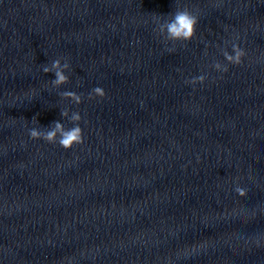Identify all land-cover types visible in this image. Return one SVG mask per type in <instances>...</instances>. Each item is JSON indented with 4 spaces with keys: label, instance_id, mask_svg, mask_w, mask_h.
I'll return each instance as SVG.
<instances>
[{
    "label": "clouds",
    "instance_id": "clouds-1",
    "mask_svg": "<svg viewBox=\"0 0 264 264\" xmlns=\"http://www.w3.org/2000/svg\"><path fill=\"white\" fill-rule=\"evenodd\" d=\"M198 24V18L187 8L177 9V11L172 15L170 20H166L162 26V31L164 32V38L168 41H190L196 35V27ZM232 52L230 54L228 51H224L223 56L229 64L240 65L242 63V58L246 55L245 51L241 49L238 45H232ZM213 67L217 71L227 72V65H222L219 62L214 63ZM52 69H56L54 72L55 78L51 81L52 85L60 86L61 84H66L69 81V77L65 75L62 69H69V64L67 62L61 64L60 59H56L52 62L51 67L45 66L43 68L44 73L51 72ZM205 75H200L188 81L193 85L200 83L203 84L206 80ZM66 97H72L77 104L82 102V97L75 92L66 91L64 93ZM106 96V92L102 87H95L89 94V99L100 98L103 99ZM66 112H62L61 116H66ZM81 121V116L79 113L74 112L71 116V122H73V127L66 129L60 121L53 122L52 126L45 131L33 128L30 130L29 135L32 139H43L48 143H58L64 149H72L75 145L82 144L83 131L79 126ZM236 193L239 196L244 197L247 195L246 189L237 186L235 188Z\"/></svg>",
    "mask_w": 264,
    "mask_h": 264
}]
</instances>
